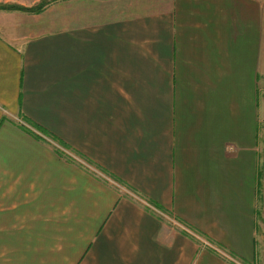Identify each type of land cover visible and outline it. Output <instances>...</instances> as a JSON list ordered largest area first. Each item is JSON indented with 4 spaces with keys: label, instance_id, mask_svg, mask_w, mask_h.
<instances>
[{
    "label": "crops",
    "instance_id": "crops-1",
    "mask_svg": "<svg viewBox=\"0 0 264 264\" xmlns=\"http://www.w3.org/2000/svg\"><path fill=\"white\" fill-rule=\"evenodd\" d=\"M0 264H264V0L0 10Z\"/></svg>",
    "mask_w": 264,
    "mask_h": 264
},
{
    "label": "built area",
    "instance_id": "built-area-1",
    "mask_svg": "<svg viewBox=\"0 0 264 264\" xmlns=\"http://www.w3.org/2000/svg\"><path fill=\"white\" fill-rule=\"evenodd\" d=\"M42 138H44L47 142H49L50 144H52L53 147H55V149L57 151H59V153H61L62 155H64V157L69 158V159L71 158L74 161L78 162L86 171H88L89 173H91L95 177L100 178V179H103V180L108 181V182H112L111 179L109 177H107L105 174H103L101 171L97 170L96 168L92 167L91 165H89L85 161L77 158L76 156L70 154L68 150H66L65 148H63L62 146H60L59 144H57L53 140H50V139L45 138V137H42ZM203 243H204L203 244L204 246L210 247L211 249H213L215 251H218L222 256H224V257H226V258H228V259L231 260V257L229 255H227L226 253H224V252H222V251H220L218 249H215L212 245L208 244L207 242H204L203 241Z\"/></svg>",
    "mask_w": 264,
    "mask_h": 264
},
{
    "label": "trees",
    "instance_id": "trees-1",
    "mask_svg": "<svg viewBox=\"0 0 264 264\" xmlns=\"http://www.w3.org/2000/svg\"><path fill=\"white\" fill-rule=\"evenodd\" d=\"M60 0H45L40 5L34 7V8H25V7H19V6H6L2 5L0 6V10L4 11H19L26 14H40L42 13L49 5L52 3H55Z\"/></svg>",
    "mask_w": 264,
    "mask_h": 264
},
{
    "label": "rangeland",
    "instance_id": "rangeland-1",
    "mask_svg": "<svg viewBox=\"0 0 264 264\" xmlns=\"http://www.w3.org/2000/svg\"><path fill=\"white\" fill-rule=\"evenodd\" d=\"M43 1H45V0H42L40 3H39V5L43 2ZM6 6H13L12 4H8V5H6ZM14 6H16V5H14ZM36 6H38V4L36 5ZM36 6H33V7H31V8H34V7H36ZM19 7H21V6H19ZM27 7H30V6H27ZM26 7V8H27ZM95 168V167H94ZM98 170V169H97Z\"/></svg>",
    "mask_w": 264,
    "mask_h": 264
}]
</instances>
